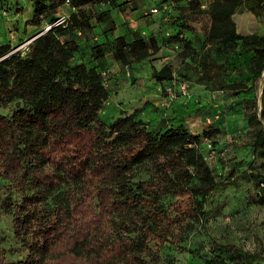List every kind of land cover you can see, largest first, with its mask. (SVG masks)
Here are the masks:
<instances>
[{
    "label": "trees",
    "instance_id": "trees-1",
    "mask_svg": "<svg viewBox=\"0 0 264 264\" xmlns=\"http://www.w3.org/2000/svg\"><path fill=\"white\" fill-rule=\"evenodd\" d=\"M30 1L32 25L45 21L41 31L25 49L0 43V106L13 103L10 113H0V175L10 190L0 201V215L11 216L12 238L21 251L10 260L0 246V264H150L141 255L164 229L165 199L188 197V214L198 219L212 192L240 180L251 187L250 203L264 208V33H239L233 20L241 6L263 16L264 0H210L204 9L198 0H173L157 13L174 27L168 39L184 48L188 41L181 33L192 31L203 14L207 48L218 56L249 55L246 72L259 93L246 99L244 135L255 161L220 181L202 154L205 140L215 150L216 129L194 134L183 124L147 127L138 117L142 107L108 123L100 118L110 94L101 74L105 52L110 49L125 67L157 50L151 35L136 30L110 37L109 10L120 0ZM64 5L71 10L66 23L42 32ZM94 23L102 28L100 37L83 42ZM199 64L201 77L217 81V89L233 95L248 89L241 81L224 82L222 65L209 52ZM171 73L167 64L151 77L162 82ZM144 163L148 176L135 178L133 169ZM115 216L119 227L109 235L107 222ZM208 253L202 264H264V254L232 244L211 243Z\"/></svg>",
    "mask_w": 264,
    "mask_h": 264
},
{
    "label": "rangeland",
    "instance_id": "rangeland-1",
    "mask_svg": "<svg viewBox=\"0 0 264 264\" xmlns=\"http://www.w3.org/2000/svg\"><path fill=\"white\" fill-rule=\"evenodd\" d=\"M156 2L120 0L118 7L109 10L114 20L110 37L130 35L136 30L151 35L156 40L157 50L142 61H131L125 67L120 65L110 49L105 52L102 68L106 72L104 83L110 94L99 116L108 123L142 107L138 117L147 127L183 124L194 134L216 129L212 136L214 156L205 161L215 178L223 180L229 176L228 173L236 174L245 169L250 161H255L244 135L245 118L249 111L246 99L252 93H259V84L250 87L246 72L249 55L233 52L218 56L213 48H207L202 33L206 26L203 14H198L197 21L192 23V31L183 30L181 33L184 41H188V48H184L182 42L177 44L175 40L168 39V35L175 32L169 18L164 20L158 14L146 13L149 6ZM97 7L107 9L103 5ZM70 11L64 5L56 16L69 14ZM31 17L30 0H0V43L24 49L27 41L45 24L43 21L34 26ZM233 20L239 33H264V15L253 16L243 6L233 14ZM101 29L94 23L91 31L84 34L81 40L85 42L88 38L100 37L98 33ZM205 52H209V59L222 65L224 82L241 81L248 89L241 88L233 95L230 90L217 89V81L201 77L199 60ZM167 64L171 68L172 79L155 81L151 72ZM166 87H170L171 94L165 90ZM12 109L13 103H8L0 106V113H10ZM205 150L204 146L203 156ZM148 170V164L144 163L134 168L132 173L135 178L143 179L148 176ZM9 192L8 181L0 175V201ZM250 193L251 187L243 180L237 185L217 189L205 199L203 216L198 219L188 214V209L192 207L188 197L165 199L164 229L147 243L142 259L150 264H202L200 258L209 254L211 243L232 244L244 252L264 254V208L250 203ZM118 218L115 216L107 222L109 235L116 234ZM0 246L7 251L10 260L21 257L19 246L12 238L11 216L5 213L0 215Z\"/></svg>",
    "mask_w": 264,
    "mask_h": 264
},
{
    "label": "built area",
    "instance_id": "built-area-1",
    "mask_svg": "<svg viewBox=\"0 0 264 264\" xmlns=\"http://www.w3.org/2000/svg\"><path fill=\"white\" fill-rule=\"evenodd\" d=\"M198 1L200 2V7L204 9V8L206 7V5L209 3L210 0H198ZM157 2H158V3H157ZM157 2H156V4H154L153 6H151V7L148 9V11H149L151 14H157V13H160V12H162V11H164V10L169 9V7L173 5V0H157ZM67 18H68V15H67V14L62 13V14L58 15V16H57V19H56L54 22H52L51 24H47V25L44 26V29H43L42 32L49 30V29L52 28L53 26H58V25H62V24H64V23H66ZM32 39H33V37H32L30 40L27 41V43L25 44V46H27L28 43H29ZM17 47H18V46H17ZM17 47H14V48H13V51L18 50ZM25 48H26V47H25ZM25 48H24V49H25ZM19 49H21V48H19ZM101 74H102L104 77L106 76V75H105V74H106L105 71H102ZM184 86H185V85L183 84V85L181 86V88L183 89ZM165 90H166L169 94H171V92H170V87H166ZM169 96H170V95H169ZM204 146L206 147L204 158H205V159H206V158H212V157L214 156V150H212V148L210 147L209 142L206 141V142L204 143Z\"/></svg>",
    "mask_w": 264,
    "mask_h": 264
},
{
    "label": "water",
    "instance_id": "water-1",
    "mask_svg": "<svg viewBox=\"0 0 264 264\" xmlns=\"http://www.w3.org/2000/svg\"><path fill=\"white\" fill-rule=\"evenodd\" d=\"M16 106H19V102H16Z\"/></svg>",
    "mask_w": 264,
    "mask_h": 264
},
{
    "label": "crops",
    "instance_id": "crops-1",
    "mask_svg": "<svg viewBox=\"0 0 264 264\" xmlns=\"http://www.w3.org/2000/svg\"><path fill=\"white\" fill-rule=\"evenodd\" d=\"M149 2H150V1H149ZM149 4H151V3H149ZM153 4H155V3H153ZM153 4H152V5H153ZM152 5H151V6H152ZM149 7H150V6H149Z\"/></svg>",
    "mask_w": 264,
    "mask_h": 264
}]
</instances>
